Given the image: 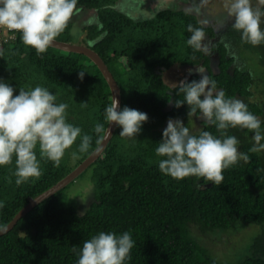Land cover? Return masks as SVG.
I'll return each mask as SVG.
<instances>
[{"label":"trees","instance_id":"16d2710c","mask_svg":"<svg viewBox=\"0 0 264 264\" xmlns=\"http://www.w3.org/2000/svg\"><path fill=\"white\" fill-rule=\"evenodd\" d=\"M119 2L78 0L77 9L95 12L98 21L85 31L80 45L90 46L105 61L121 88L122 107L147 113L148 121L136 140L122 138L117 128L101 158L77 179H88L86 195H70L76 180L0 237V264H76L73 248L100 231L131 232L136 243L129 264H264V152L249 151L252 133L229 130L239 138L240 150L249 160L225 169L219 186L196 177L175 180L162 174L154 151L169 118L181 119L194 134L203 128L219 135L213 125L198 120L196 126V118L188 117L186 104L175 107L183 94L179 85L171 88L163 79L173 67L188 69V82L200 79L197 68L205 69L217 90L243 100L249 111L264 120V44L260 45L263 53L255 50L244 56L230 44L237 37L236 32L225 31L231 26L221 36V31L216 34L197 16L173 6L155 16L134 18L116 8ZM189 24L202 27L205 38L211 37L206 45L212 46L216 68L210 52L187 45ZM72 31L71 19L56 40L70 43ZM1 33L0 29V78L14 87V95L20 87L48 88L57 95V103L68 104V122L92 136V144L87 153L73 159L78 138L59 167L41 160V175L20 186L13 176L15 157L12 164L0 167V230L100 146L109 126L104 109L113 98L103 74L86 56L52 47L37 55L23 44L18 32L13 38ZM248 56L255 62L256 72L247 68ZM80 71H86L83 80ZM97 123L105 128L99 137L94 132ZM36 152L39 159L38 148ZM223 238L228 247L217 251L215 241Z\"/></svg>","mask_w":264,"mask_h":264},{"label":"clouds","instance_id":"9594fccd","mask_svg":"<svg viewBox=\"0 0 264 264\" xmlns=\"http://www.w3.org/2000/svg\"><path fill=\"white\" fill-rule=\"evenodd\" d=\"M259 4L264 5V0H259ZM77 5L78 0H0V29L18 32L23 44L41 55L68 27ZM146 11L150 10L143 12ZM226 17L233 21L231 28L240 33L243 44H264V7H254L251 0H230ZM187 31L191 33L187 45L207 52L203 28L189 24ZM197 71L201 74L199 80L179 84L183 99H177L175 107L186 104L188 117L199 119L205 126H215L219 135L203 128L194 134L181 119L169 118L154 151L162 174L175 180L196 177L219 186L225 169L249 160V155L240 150L239 138L229 134V130H248L252 133L249 151L264 152V120L249 111L243 100L217 90L216 82L202 68ZM85 72H79L81 80ZM14 91L9 82L0 78V167L12 164L15 157L13 176L17 186L41 175V160L59 167L66 150L78 138L80 143L72 152L73 159L89 151L92 136L82 134L81 127L68 122V104L57 103L56 94L39 85L29 89L20 87L18 95ZM104 121L118 127L122 138L136 140L148 115L128 106L120 107L119 100L113 96L104 109ZM94 132L98 137L104 135V124L97 123ZM135 243L129 231L119 234L100 231L83 241L81 247L73 248L76 264H129Z\"/></svg>","mask_w":264,"mask_h":264},{"label":"rangeland","instance_id":"374dc122","mask_svg":"<svg viewBox=\"0 0 264 264\" xmlns=\"http://www.w3.org/2000/svg\"><path fill=\"white\" fill-rule=\"evenodd\" d=\"M168 1V0H167ZM167 1H156L151 4L150 8L148 7L146 0H120V2L117 5V9H122V11L128 13L131 15V17H139L140 15L142 16L143 14L145 16H154V14L158 13L159 9L161 10L162 7H166L165 3ZM252 5L255 6H263L259 4V0H251ZM171 4L169 7L173 6L176 9H182L187 12H193L195 15L199 17V19L206 25V27H211L213 29L218 28L219 31H221V36H224L226 32L224 33L223 29L226 28V26H231V20H228L226 15V9L228 4L230 3V0H171ZM144 9L150 10L143 12ZM140 13V15H139ZM210 15L208 16V14ZM211 14L216 15L214 19H212L210 16ZM224 14V15H223ZM138 15V16H137ZM211 19V20H210ZM72 22H73V38L70 43L80 45L84 44L82 43V40L85 39V31L88 30L90 27H92L95 24H98L97 22V17L95 12H91L88 10H83L79 9L76 11V13L72 17ZM262 27H264V24H262ZM218 31V33H219ZM234 33L235 31L232 30ZM6 30L2 31L3 35ZM217 30H215V33ZM216 33V34H218ZM237 34V33H236ZM208 37V35H207ZM218 37V35L214 36ZM239 37V39L237 38ZM237 37H233V47L234 43H238L240 52H242L245 56L250 55L252 52L255 50L258 52H262L260 45L259 46H252L249 44H243L240 40V34L237 35ZM222 38V37H221ZM231 40V39H230ZM219 39L215 38V43H217ZM231 44V43H230ZM247 47V49L243 48L242 45ZM85 46V45H83ZM211 47V46H210ZM253 49V51H252ZM229 50V49H228ZM238 50V49H237ZM238 52V51H237ZM235 54H237L235 52ZM218 55V54H217ZM238 56V54H237ZM245 60L248 61L247 68L251 72H256L257 71V66L254 64L255 62L252 61V58L250 59V56L248 58H245ZM188 77V69L186 68H181L179 66L171 68L169 71H166L163 75V79L165 83L171 87L174 88L177 85H179L183 80H185ZM199 119L194 120V124L198 126L199 122L197 123ZM195 126V127H196ZM88 185L89 181L86 179V177H83L82 179L77 180L75 183H73L70 186V195L72 197H81L82 194H85L88 192ZM90 188V187H89ZM88 189V190H87ZM84 196V195H83ZM209 241V240H208ZM225 238L222 240H216L215 244V249L217 251H223L228 247L225 242ZM208 245H212L211 242L209 241ZM226 246V247H225Z\"/></svg>","mask_w":264,"mask_h":264},{"label":"water","instance_id":"95a60500","mask_svg":"<svg viewBox=\"0 0 264 264\" xmlns=\"http://www.w3.org/2000/svg\"><path fill=\"white\" fill-rule=\"evenodd\" d=\"M51 47L58 49L62 52L83 55L86 56L88 59H90L103 74L105 80L107 81L110 87L112 97L114 96L115 98H117L119 100L120 107H122V92L118 82L114 78L112 72L110 71L109 67L102 59V57L97 52H95L90 46L76 45L72 43L55 40ZM117 128L118 127H116L114 124L108 126L109 131L107 129L104 139L101 142L100 146L67 177L62 179L59 183H57L48 191L44 192L43 194L32 200L25 208H23L15 216V218L12 220V222L9 225H7L5 228L0 230V237L10 233L16 227L18 222L24 217H26L32 210H34L45 200L51 198L52 196L56 195L57 193L63 191L65 188L70 186L82 174H84L94 163H96L101 158V156L104 154L105 150L111 143Z\"/></svg>","mask_w":264,"mask_h":264},{"label":"flooded vegetation","instance_id":"af4514ba","mask_svg":"<svg viewBox=\"0 0 264 264\" xmlns=\"http://www.w3.org/2000/svg\"><path fill=\"white\" fill-rule=\"evenodd\" d=\"M156 1H159V0H156ZM161 1L163 2V1H167V0H160V2H161ZM153 2H154V0H150V1L147 2V5H148V6H151V4H152ZM170 2H171V0H168V1L165 3V5H167L166 7H169V5L171 4ZM166 7H162L161 10H162L163 8H166ZM144 10H145V9H144ZM159 11H160V9H159ZM159 11H158V12H159ZM188 13H191V12H188ZM191 14L194 15L193 12H192ZM207 14H208V13H207ZM209 15H210V13L208 14V16H209ZM223 15H224V14H223ZM195 16H197V15H195ZM225 16H226V15H225ZM210 17H211L212 19H214V18L217 17V16L211 14ZM197 18L199 19L198 16H197ZM210 20H211V19H210ZM199 21H200V23H201L203 26L206 27V25H204V23H203L200 19H199ZM232 22H233V21L231 20L230 23H232ZM209 28H210V27H209ZM225 29H228V28L226 27V28H224L223 30H225ZM214 30H217V31H218L219 29H218V28H215ZM229 30H233V29H232V28H231V29L229 28L228 30H225V31L228 32ZM234 31H235V30H234ZM235 32L237 33V35L240 34V33L237 32V31H235ZM210 38H211V37H210L209 35H208V37L206 36V38H205V39H206V40H205V44H206L207 41L210 40ZM238 39H239V38H238ZM235 40H237V39H235ZM235 40H234V41H235ZM214 41H215V40H214ZM232 44H233V42H231V46H233ZM211 47H212V46H211ZM211 47H210V46L208 47V52H210V55H212L211 57L214 58V59H213V67L216 68V66H214V62H215V57H214V55H215V54H214V53H211V49H210ZM234 48H236V49H235L236 51L240 52L239 45H238L237 42L234 43ZM237 49H238V50H237ZM238 52H237V53H238ZM203 70H204V72H205L204 74H207V71H206L205 69H203ZM198 74L201 75L199 72H198ZM207 75H208V74H207ZM188 77H189V73H188ZM183 81H185V80H183ZM199 121H200V120H199ZM199 121H198V122H199Z\"/></svg>","mask_w":264,"mask_h":264},{"label":"built area","instance_id":"2783aa9c","mask_svg":"<svg viewBox=\"0 0 264 264\" xmlns=\"http://www.w3.org/2000/svg\"><path fill=\"white\" fill-rule=\"evenodd\" d=\"M2 31H4V30H6V34H4L3 36H6V37H8V38H13L16 34H15V32H12V31H9V30H7V29H1ZM1 34H3V33H1Z\"/></svg>","mask_w":264,"mask_h":264},{"label":"crops","instance_id":"0c3cea01","mask_svg":"<svg viewBox=\"0 0 264 264\" xmlns=\"http://www.w3.org/2000/svg\"><path fill=\"white\" fill-rule=\"evenodd\" d=\"M195 15V14H194Z\"/></svg>","mask_w":264,"mask_h":264}]
</instances>
